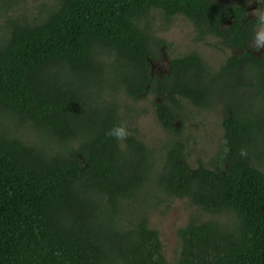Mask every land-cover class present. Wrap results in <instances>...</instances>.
Listing matches in <instances>:
<instances>
[{
    "label": "trees",
    "instance_id": "obj_1",
    "mask_svg": "<svg viewBox=\"0 0 264 264\" xmlns=\"http://www.w3.org/2000/svg\"><path fill=\"white\" fill-rule=\"evenodd\" d=\"M15 3L0 0V264H167L147 215L172 197L211 217L176 229L171 264H264V48L246 49L255 17L215 0H50L30 17L9 14ZM155 15L233 52L212 68L190 50L153 74L149 60L170 45ZM120 94L150 95L170 135L188 107L219 102L207 164L191 165L180 140L155 156L122 123ZM117 125L126 140L106 135Z\"/></svg>",
    "mask_w": 264,
    "mask_h": 264
},
{
    "label": "rangeland",
    "instance_id": "obj_2",
    "mask_svg": "<svg viewBox=\"0 0 264 264\" xmlns=\"http://www.w3.org/2000/svg\"><path fill=\"white\" fill-rule=\"evenodd\" d=\"M215 1L224 4H242L246 17H254L251 13L255 9H259V5L264 8V0ZM49 2L50 0H16L14 7L8 13L30 17ZM4 17L0 14V27ZM151 23L155 34L170 43L165 51L159 52L157 59L149 60V70L153 74L163 75L167 70L168 57L190 50L196 51L212 68L233 52L225 46L218 48L211 46L210 43L213 42V39L210 37L206 38L205 42L194 41L191 24L180 16L174 17L170 23H167L159 15H155ZM253 44L254 36L246 49L255 53L263 49L257 50ZM152 101L150 95L132 100L120 94L118 96V114L122 123L142 139L155 156H160L171 141L180 140L191 165L195 166L197 163L206 165L217 149L221 136L220 120L224 113L220 103L214 101L204 109L188 107L179 132L177 135H170L157 124ZM23 134L29 140L35 139L34 132L30 129H25ZM190 215L200 219L211 217L208 213L189 205L185 198L178 197L164 200L158 203L154 209L148 211V226L157 230L162 245V254L167 264H171L177 255L179 245L176 229L183 226Z\"/></svg>",
    "mask_w": 264,
    "mask_h": 264
},
{
    "label": "clouds",
    "instance_id": "obj_3",
    "mask_svg": "<svg viewBox=\"0 0 264 264\" xmlns=\"http://www.w3.org/2000/svg\"><path fill=\"white\" fill-rule=\"evenodd\" d=\"M255 19L257 24V30L254 35V44L253 47L257 50L264 48V11H260L259 9H255L251 13ZM107 136L114 137L118 141H124L128 138L129 132L127 128L123 125H117L106 132ZM225 145H227V140L224 141ZM230 151L229 148L225 147L224 154L225 156ZM241 157L247 156V151L245 149L240 150Z\"/></svg>",
    "mask_w": 264,
    "mask_h": 264
}]
</instances>
